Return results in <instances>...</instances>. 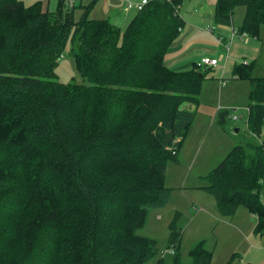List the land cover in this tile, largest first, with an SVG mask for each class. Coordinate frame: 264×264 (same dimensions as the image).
Wrapping results in <instances>:
<instances>
[{"label": "trees", "instance_id": "trees-1", "mask_svg": "<svg viewBox=\"0 0 264 264\" xmlns=\"http://www.w3.org/2000/svg\"><path fill=\"white\" fill-rule=\"evenodd\" d=\"M183 1L150 0L120 28L85 7L75 19L66 0L54 11L41 0H0V264H210L203 241L190 261L179 255V211L169 262L138 233L148 209L169 200L166 164L177 160L208 73L197 62L165 64L185 25ZM236 6L244 15L235 33L258 37L264 0H216L215 22L230 25ZM68 41L87 84L56 80ZM254 69L236 64L233 74L250 83L246 125L258 135L264 75ZM207 176L223 212L243 205L264 233V138L235 145Z\"/></svg>", "mask_w": 264, "mask_h": 264}, {"label": "rangeland", "instance_id": "rangeland-1", "mask_svg": "<svg viewBox=\"0 0 264 264\" xmlns=\"http://www.w3.org/2000/svg\"><path fill=\"white\" fill-rule=\"evenodd\" d=\"M29 1L31 0H25L26 3ZM188 1L184 0L181 3V9H179L181 15L189 16L194 12L188 6L191 3H188ZM87 3L90 2L85 0L83 4L88 5ZM120 8L122 9L123 5ZM55 9L56 4L50 3L49 11ZM81 9L83 11L80 3H78L73 12L75 19H78L82 14ZM98 13H101V11L96 9L88 17L102 18V15H98ZM243 15L244 7L236 6L230 26L238 30ZM206 20H203L204 25ZM196 22H201V19L198 18ZM207 23L212 26L215 33L218 29L215 27L217 25L215 20L211 18ZM231 36L242 37L236 34L235 31L232 32ZM247 40L249 41L248 44V41L243 42L235 39L232 45L231 59L226 61V66L228 63L229 70L232 67L233 60L240 61L244 60L243 58L251 62L253 60L255 65L254 74L263 76L264 25L260 27L258 37L248 35ZM236 42H239L240 45L234 48ZM205 43L208 46L213 45V42L207 40ZM222 49L218 45V51L223 52L224 58L216 57V59L220 61L219 67L224 69L223 61H225L227 55L224 47ZM70 50L71 41H68L55 67L56 80L62 83L74 81L87 84V80L83 79L78 73ZM228 52L230 54V50ZM196 62L200 64V61L196 60ZM186 67L180 68L185 70ZM200 67L203 68L201 65ZM170 68H173V66H170ZM218 70H212V73L208 72L205 75L201 88L205 86L199 94V104L195 110V117L182 141L177 160L168 161L166 164L165 185L170 188V201L161 207L148 209L145 223L138 230L140 235L152 238L157 242L164 263L169 262L170 254H163L167 244L163 246L161 244L168 239L169 222L174 213L179 211L180 217L177 218V227L181 230L179 255L185 262L190 261L188 253L192 247L203 241L205 247L212 253L210 264H228L230 261L231 264H243L244 262L264 264V233L254 232L256 220L252 218L251 213L243 205H239L235 213L225 214L223 206L220 207L214 196L204 188L210 184L208 173L227 155L231 150L229 148L235 145H244L247 142L258 143L264 138V129L257 135L249 131L247 125L245 126V112L242 115L243 117L238 116L237 120L228 114L221 120L220 113L217 112L221 97L216 95V86L214 82L212 83L215 79L210 77V74H218ZM235 85H237L238 92L235 91L230 97L231 102H244L250 84L245 80H236ZM246 100L249 102L248 98ZM226 103L229 105L228 102ZM225 104L223 103V105ZM240 112L243 111L238 110L237 113L240 114ZM236 129L238 131H235ZM199 206L202 207V210L198 212ZM20 245L21 243L18 241L12 242V246L18 249ZM233 255L235 256L231 258ZM152 262L154 261H149L148 264Z\"/></svg>", "mask_w": 264, "mask_h": 264}, {"label": "crops", "instance_id": "crops-1", "mask_svg": "<svg viewBox=\"0 0 264 264\" xmlns=\"http://www.w3.org/2000/svg\"><path fill=\"white\" fill-rule=\"evenodd\" d=\"M33 1L34 0H31L28 3H31ZM84 1L85 0H76L74 8L77 6L78 3H80L81 8L84 9V7H85L88 9V15L91 14L92 12L94 13V10L97 9L98 11H101V13H98V15H102V18H93V19H107L111 23L115 24L116 26H118L120 28H124L131 21V19L134 17V15L137 12L136 8L127 6L128 0H94V1L88 0L90 2L89 4L87 3L88 5L83 4ZM130 1L136 3V2H139L140 0H130ZM52 2L55 3L57 6L58 0H41L42 9L45 11L46 10L49 11V5ZM189 2H191V3L188 6L190 7V9H193L194 12L191 13V15H189V16H185V14L181 15L180 10H179V14L182 17V19L184 20L185 25H184V28L181 30V33L177 37V39L174 40L172 42V44L169 46V49H168V51L164 57L165 64L168 65L169 67L173 66L172 69H174V70H184L180 67L188 66L185 68V70H186L193 63H195L196 60L200 61L201 58H203V57H211V58L218 57L221 59L224 58L223 52L218 51V45L221 47V49L224 47L225 53L227 55L225 61H223L224 69H221L219 67V63H220L219 60H218L217 65H215V66H205L206 68L203 67V69H205L211 73H212V70H215V69L220 70V71L218 70V74H216V73L210 74V77L212 79H215V81H212V83L214 82V85L216 86V95H220V97H221L220 103H219L218 108H217V112H222L224 110H228V113H227L228 115H232L234 113V114H237L239 117H241L244 112H245V115H247L248 102H247L246 98H248L249 89L247 90V92L245 94L246 98H244V102H237V101L231 102L232 99H230V97L235 93V91L238 92L237 85H235V81L241 80L240 78H237L233 74V67L236 64H242L243 60H240V61L239 60H233L234 62L232 64V67L229 70H228V63L226 66V61L231 59L230 55H231V51H232V45H233L235 39H237V41L242 40L243 42H247L248 41L247 40L248 35H245L243 38L240 36H239V38H236L235 36H231L232 32L234 30L237 31L234 27H232L230 25H224V24H218V23H217V25H215V27L218 29H216V31L214 33L212 26H209L207 21L211 18H213V20H214L213 12H214V5H215L216 0H189L188 3ZM122 5H123V8L121 9L120 7ZM179 9H181V4L179 6ZM81 11H82V9H81ZM198 18L201 19V22H196L198 20ZM204 19H207L205 21V25L203 24ZM242 19H243V17H242ZM241 22H242V20H241ZM210 34H212V35H210ZM206 40L209 42H213V45L212 46L206 45V43H205ZM230 42H232V44H230ZM248 43H249V41L247 42V44ZM225 44L230 45V47H229V48H231V49H229L230 54L227 51V49L225 48ZM239 45H240L239 42H236V44L233 47L236 48ZM243 45L246 46L245 44H243ZM222 51H223V49H222ZM183 59H185V60L182 61ZM243 59L246 60L245 58H243ZM249 62H251V61L248 60V63ZM220 74H221V76H220ZM215 75H217V76H215ZM245 81H247V80H245ZM248 84H250V83L248 82ZM204 86L201 88V91L203 90ZM226 102H228L229 105ZM223 103L224 104L226 103V104L223 105ZM185 107L192 109V107H194V105H192V104L190 105L187 103L185 105ZM238 110L239 111L242 110L243 112H240V114H238L237 113ZM237 119H235V120H237ZM245 119H246V117H245ZM245 122H246V120H245ZM245 126H246V124H245ZM263 129H264V122H263L262 130ZM235 131H238V129ZM233 147L234 146H232L229 149H232ZM170 195H171V192H170ZM169 201H170V196H169L168 202ZM198 209H199L198 210V212H199L202 210V207L199 206ZM251 216L253 219H255V217L252 214H251ZM166 243H167V240L164 243H162L161 246H163ZM151 264H154V262H152Z\"/></svg>", "mask_w": 264, "mask_h": 264}, {"label": "built area", "instance_id": "built-area-1", "mask_svg": "<svg viewBox=\"0 0 264 264\" xmlns=\"http://www.w3.org/2000/svg\"><path fill=\"white\" fill-rule=\"evenodd\" d=\"M148 1L150 0H140L139 2H132L130 0L127 1V6L128 7H134L136 8V10H140ZM76 0H66V3L69 4V6H73L75 4ZM242 37H244L245 35H247L246 33H242L240 34ZM229 47L230 45L225 44V48L227 49V51H229ZM218 60L216 58H209V57H203L200 60V65L201 66H215L217 65ZM243 65L248 64L247 60H243L242 61ZM248 110V109H247ZM231 117L233 119H237L238 115L237 114H232ZM263 122H264V118H263ZM174 252V246H171L169 248H166V250L163 252V254H172Z\"/></svg>", "mask_w": 264, "mask_h": 264}, {"label": "water", "instance_id": "water-1", "mask_svg": "<svg viewBox=\"0 0 264 264\" xmlns=\"http://www.w3.org/2000/svg\"><path fill=\"white\" fill-rule=\"evenodd\" d=\"M237 130V129H236Z\"/></svg>", "mask_w": 264, "mask_h": 264}]
</instances>
